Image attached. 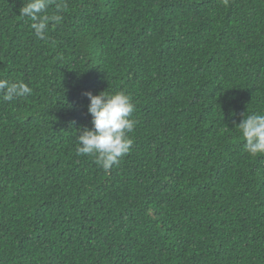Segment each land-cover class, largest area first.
<instances>
[{"label": "trees", "instance_id": "16d2710c", "mask_svg": "<svg viewBox=\"0 0 264 264\" xmlns=\"http://www.w3.org/2000/svg\"><path fill=\"white\" fill-rule=\"evenodd\" d=\"M0 0V264H264V0ZM123 91L130 151L78 154L89 99Z\"/></svg>", "mask_w": 264, "mask_h": 264}, {"label": "clouds", "instance_id": "9594fccd", "mask_svg": "<svg viewBox=\"0 0 264 264\" xmlns=\"http://www.w3.org/2000/svg\"><path fill=\"white\" fill-rule=\"evenodd\" d=\"M50 0H27L20 9V15L36 21L31 26L35 35L43 39L49 21L60 22V16L44 15ZM31 88L23 82H10L0 79V92L4 99L31 94ZM90 103L88 113L91 115V128H83L77 137L78 154L95 155L97 163L109 170L119 159L130 151L132 139L127 135L134 130L136 121L131 119L135 110L131 97L123 91L109 94L102 91L93 95L85 93ZM242 134L245 150L250 155L264 154V115H248L236 126Z\"/></svg>", "mask_w": 264, "mask_h": 264}]
</instances>
